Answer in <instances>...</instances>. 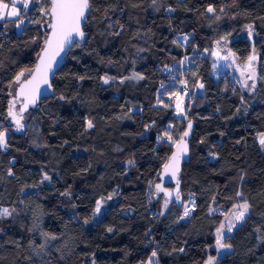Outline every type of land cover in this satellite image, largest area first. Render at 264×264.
<instances>
[{"label":"trees","instance_id":"obj_1","mask_svg":"<svg viewBox=\"0 0 264 264\" xmlns=\"http://www.w3.org/2000/svg\"><path fill=\"white\" fill-rule=\"evenodd\" d=\"M92 5L83 29L88 42L67 52L49 94L25 111L24 117L30 115L20 132L6 118L9 82L33 68L47 18L38 14L34 20L41 24L26 19L19 29L0 25V131L8 129V147L0 150V208L14 209L0 219V264H144L153 248L159 264H204L209 256L217 257L216 264H264V147L258 141L264 133V0L155 5L92 0ZM208 5L215 15L205 12ZM180 35L189 36L183 46L173 44ZM221 37L230 41L226 63L240 84L214 80L213 62L202 55ZM251 52L257 66L251 69L255 88L249 97L244 91L249 70L241 63ZM185 57H193L184 74L192 95L167 98L160 86L169 88ZM165 65L173 71L165 72ZM134 73L144 79L120 82ZM103 76L115 80L105 85ZM199 84L204 88L197 93ZM176 101L184 104V117L176 116ZM189 120L194 126L189 159L178 173L181 198L165 208L167 198L155 193V184ZM166 131L177 135L170 141ZM45 173L51 181L41 183ZM237 191L251 207L225 235L223 242L232 248L218 254L216 228L237 211L234 204L244 202ZM109 195L99 220L86 224L96 202ZM188 201L194 211L181 220ZM210 207L215 211L209 213Z\"/></svg>","mask_w":264,"mask_h":264},{"label":"snow or ice","instance_id":"obj_2","mask_svg":"<svg viewBox=\"0 0 264 264\" xmlns=\"http://www.w3.org/2000/svg\"><path fill=\"white\" fill-rule=\"evenodd\" d=\"M156 0H153V4L155 5ZM45 4H47V7H45ZM32 8H37L38 13L40 17H46L47 19L44 20L43 25L46 24L47 28L50 29V33L47 34L43 39V48H42V54L37 53V56L39 58V64L37 65V72L41 74L40 83L47 85V87L50 89L52 87L51 83L48 79V73L53 68V61L55 60L56 56H59L62 52H64L66 49L70 50L73 47H81L82 44L88 42V37L83 30L84 27L87 26L88 23V15L91 13L93 5L92 0H9V3H3L2 0H0V21H8L14 23V26L19 29L21 25L24 23V15L28 13ZM223 8L220 9L221 12H223ZM168 11H175V9H172L169 7ZM216 9L212 5H208L205 9L206 13L214 14L216 13ZM217 20L220 19L219 16L215 17ZM30 23H36L41 24V19H36L34 21H29ZM249 29L252 28V25L247 26ZM115 35H119V33H115ZM252 32L249 31V36L251 37ZM224 37H221V40H224ZM180 40H183L185 42L189 41V36L184 35L178 40H173V44H176L178 46H183L180 44ZM33 43H35V38H33ZM216 44H220V40L216 41ZM207 51V49L205 50ZM51 53V55H49ZM212 55L218 56L219 54L217 52H212ZM232 53L229 52V56H231ZM255 56H249L248 61L249 64L247 67H251V61L255 60ZM187 59V57H185ZM223 59L227 60L228 56L223 57ZM184 61H179V64H183ZM165 72L171 73L173 71L172 68H170L168 65L164 66L163 69ZM30 77L27 78L26 77ZM36 73L33 72L32 69L25 68L22 69L20 72H18L15 77L9 82V88L11 89L12 85L17 86V91L13 93L12 91H9L8 95L12 97L8 101V109H7V117L10 118L11 122H14V130L16 132H20L25 128V125L22 123L24 120V113L27 110L29 105H35L36 104V89L39 88V84H35L36 81ZM193 75H195L193 73ZM254 75L251 73L249 75V79H252ZM80 80H83L84 77H79ZM103 84L107 85L110 83V81L115 80V77H108L103 76L100 78ZM144 79V77L138 73H134L130 77L123 78L120 82L123 83L124 80H141ZM175 79V77H173ZM181 85L184 87L182 88V91L186 95H192V93H188L187 91V81L181 80ZM34 86V87H33ZM161 89H164V85L161 84ZM198 87L200 89L204 88L203 84H199ZM244 87H250L251 89L255 88V82L251 86H249L247 83L244 84ZM159 91V90H158ZM54 95V93H52ZM164 93H161L163 95ZM175 95H178V93H174ZM59 99L64 100L65 97L62 95L59 97ZM241 100L243 102V97H241ZM21 107L18 111H16V105L18 102H21ZM158 103H162V101L158 100ZM168 105H165L167 107ZM178 111L183 113L184 109L180 108L179 105H177ZM3 125H0V128H2ZM94 125L91 121L87 122V128H93ZM148 126L146 125L145 128ZM172 126L169 125V128ZM192 128V122L189 120L187 124V129L190 130ZM185 130L178 141H173L177 145V151L172 154V156L168 159V162L165 163L164 168L165 171L171 174V178H177V174L179 173V163L182 156L186 155L188 152V145L186 141V137L189 135V131ZM164 136L168 137V140H172V136L166 131L164 133ZM159 140H163V136L158 138ZM203 143V141H201ZM239 142V141H238ZM259 143L262 147H264V133L260 134L259 137ZM8 147V129H4L0 131V150H6ZM213 157L216 156L215 153L211 154ZM129 164H133V161H129ZM9 175H12L11 169H9ZM240 180H244V175L242 174L240 176ZM44 181H51V177L45 173L43 175V179L41 183ZM179 179H176V191H175V200H180V193H179ZM34 187H38L34 186ZM157 192L163 191L165 196L169 199L164 200V207L167 208L169 204V200L172 197V192H169L167 190H164L161 188L160 184L156 185ZM61 195H67L70 196L71 193L64 192L61 193ZM237 197L243 198V193L241 191L236 192ZM112 197L109 196L108 199H111ZM194 205V202H193ZM250 204L247 202L246 199H244V202L241 204H234L233 208L237 209V211H234L232 213L231 218H227V224L224 222H221L219 227L216 228V240H215V249L217 253L219 254L222 250L227 251L232 248L231 244L224 243V238L226 234H230L234 228L238 226L240 222H243L246 219V213L250 210ZM12 211H10L8 208H0V219H6L12 215ZM101 211V201L96 202V208L93 213V218L97 214H99ZM192 211H194L193 208L185 207L183 215L180 217L181 220H184L186 218H189ZM215 211L211 207L209 208V213ZM163 215V213H161ZM89 221L85 220V223L87 224ZM226 229V232H225ZM2 231V229H0ZM107 232H112L113 228L109 227L106 229ZM150 234V230L146 235ZM47 237H50V240H56L57 236L53 234H43ZM50 241L46 239L45 244H41L38 246L40 250H44L46 245ZM155 241H150L149 243H154ZM31 246V245H30ZM34 252H36V249H33ZM178 251L183 252L184 249L181 248ZM37 255H39V252H36ZM171 255V253H168ZM30 259V257H29ZM217 257L216 256H209L208 259L204 262V264H216ZM93 264L95 262L93 261ZM144 264H159L158 259V249L153 248L151 255L148 257L147 261L144 262Z\"/></svg>","mask_w":264,"mask_h":264},{"label":"rangeland","instance_id":"obj_3","mask_svg":"<svg viewBox=\"0 0 264 264\" xmlns=\"http://www.w3.org/2000/svg\"><path fill=\"white\" fill-rule=\"evenodd\" d=\"M2 2L3 3H9V1H3V0H2ZM38 14H39L38 11H34V9L32 8L28 13H26L24 15V21L26 22L28 19L30 21H34V19L38 16ZM32 16H33V18H32ZM39 18H40V15H39ZM1 24L4 27L5 25L9 26V25H13L14 23L8 22V21H0V25ZM182 36H184V35L177 36L176 40H178ZM216 41H218V40H215L212 43V46H211V48L209 50L204 51L202 53L203 56H208L211 59V61L213 62V67H212V77H213V79L214 80H219V79L229 80L231 83L240 84V81H241L240 78L236 75L235 71L231 67H229L227 65L226 60L223 59V57L227 56L226 47L228 46L230 41L227 40V39H224V40L220 39V44L219 45L216 44ZM180 43L181 44H186V42L183 41V40H180ZM212 52H217L219 55L218 56H214V55H212ZM249 56H255L256 57L255 60L250 62L251 63V67H247V65L249 64L248 58L244 62L241 63V67H242L243 70H249L248 74L245 77V83H247L249 86H251L252 85V81L249 79V75H250V73L252 71L251 69H254L257 66V56H256V54L254 52H251V54ZM191 62H193V57L187 58L186 60H184V63L182 65H180V67H181L180 68V72L176 75L175 79L172 80L171 84L168 85V87H169L168 89H167V85H165L166 87H164V89L165 88L166 89H165L164 93H165V96L167 94V98L177 99V101L180 98L184 100V98L186 97V94L184 93V91H182V88L184 86L181 85L180 81L184 80V77H185V75H184L186 73V71H185L186 70V65L185 64L186 63L190 64ZM15 87H16V85H13V87L11 89V91L13 93H15ZM244 91L247 93V95L249 97L252 96L253 93H254V90L253 89L250 90V87H244ZM196 92L197 93L198 92H202V89L197 87ZM174 93H178V95H175ZM181 93H183V95H181ZM179 96H180V98H179ZM177 101L174 104H172V105L175 106V114H176L177 117H180V116L184 117V111H183V113H181V112L178 111V108H177V105H179L180 108L184 109V104L183 103H177ZM21 103L22 102H18L17 103L16 109H15L16 111H18L19 108L21 107ZM17 106H18V110H17ZM29 115L30 114H27L25 116L24 120L22 121V123L24 125L28 121ZM170 130L171 129H169V132H170ZM176 135H177L176 133L174 135H172L173 136L172 138L176 137ZM259 137H260V135L258 136V141H259ZM109 196H111V195H109ZM108 197H103V198L98 200V201H101V211H100L99 214H97L95 216V218H93V213H94L95 209L93 210L92 216L90 217V220H89V224L97 222L99 220V218L102 216V214L104 213V211L106 209V205H107L108 201H110V199H108ZM185 207L192 208V202L191 201L186 202L184 204V209H185ZM95 208H96V206H95Z\"/></svg>","mask_w":264,"mask_h":264},{"label":"water","instance_id":"obj_4","mask_svg":"<svg viewBox=\"0 0 264 264\" xmlns=\"http://www.w3.org/2000/svg\"><path fill=\"white\" fill-rule=\"evenodd\" d=\"M50 33V29H48V32L47 34ZM46 34V35H47ZM42 48H43V44H42V47L39 51V53L42 54ZM69 50L66 49L64 52H62L59 56H56L55 57V60L53 61V68L52 70L48 73V79H49V82L51 83L52 82V78L53 76L55 75L56 71L64 64L65 62V56L67 54ZM49 55H51V53H49ZM39 58L37 56L36 60H35V64L32 68L33 72L36 73V81H35V84H39V88L36 89V104L35 105H29L27 110L28 109H31V108H34L43 98H45L49 92L51 91V88L49 89L47 87V85H44L42 83H40V78H41V74L39 72H37V65L39 64ZM27 77V76H26ZM27 78H30V77H27ZM34 87V86H33ZM17 91V86L15 87V92ZM22 102V101H21ZM26 110V111H27ZM191 121V120H190ZM192 122V121H191ZM187 124L188 122L186 123V127L184 128L183 132L185 130H188L187 129ZM193 122H192V128L189 131V135L188 137H186V141H187V145H188V152L186 155L182 156L181 159H180V163H179V169L181 170V166H182V163L185 161L187 162L188 159H189V141L191 139V134H192V130H193ZM182 132V133H183ZM181 136V135H180ZM180 136L178 137L177 141L179 140ZM177 151V145L174 144L173 147H172V150L167 158V161L166 163L168 162V159L172 156V154L174 152ZM165 165V164H164ZM164 165L161 167L160 169V173H159V176H158V182L155 184V193L156 194H162L164 195L165 198L169 199L168 197L165 196L164 192L163 191H160V192H157L156 190V185L157 184H160L161 185V188L164 189V190H167L169 192H172V197L170 198V200H173L174 197H175V191H176V188H177V185H176V179H178V174H177V178H171V174L166 172L165 171V168H164ZM179 170V172H180ZM179 188H180V183H179Z\"/></svg>","mask_w":264,"mask_h":264}]
</instances>
